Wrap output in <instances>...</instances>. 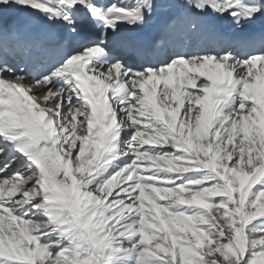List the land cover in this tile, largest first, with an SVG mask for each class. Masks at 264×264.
<instances>
[{"label": "snow or ice", "instance_id": "6c2138e0", "mask_svg": "<svg viewBox=\"0 0 264 264\" xmlns=\"http://www.w3.org/2000/svg\"><path fill=\"white\" fill-rule=\"evenodd\" d=\"M0 264H264V0H0Z\"/></svg>", "mask_w": 264, "mask_h": 264}, {"label": "bare ground", "instance_id": "6f19581e", "mask_svg": "<svg viewBox=\"0 0 264 264\" xmlns=\"http://www.w3.org/2000/svg\"><path fill=\"white\" fill-rule=\"evenodd\" d=\"M220 30L223 31V32H226V33H229V34H232V29H231V26L228 25L227 23H224V24H221L220 25Z\"/></svg>", "mask_w": 264, "mask_h": 264}]
</instances>
